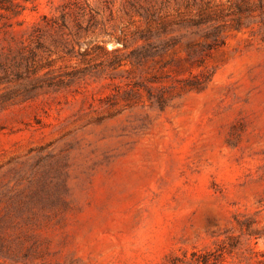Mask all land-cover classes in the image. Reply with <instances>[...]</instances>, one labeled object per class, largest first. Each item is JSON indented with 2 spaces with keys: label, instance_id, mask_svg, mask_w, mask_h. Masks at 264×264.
Returning a JSON list of instances; mask_svg holds the SVG:
<instances>
[{
  "label": "rangeland",
  "instance_id": "rangeland-1",
  "mask_svg": "<svg viewBox=\"0 0 264 264\" xmlns=\"http://www.w3.org/2000/svg\"><path fill=\"white\" fill-rule=\"evenodd\" d=\"M85 1L0 0V264H264V0Z\"/></svg>",
  "mask_w": 264,
  "mask_h": 264
},
{
  "label": "trees",
  "instance_id": "trees-1",
  "mask_svg": "<svg viewBox=\"0 0 264 264\" xmlns=\"http://www.w3.org/2000/svg\"><path fill=\"white\" fill-rule=\"evenodd\" d=\"M26 1H31V0H26ZM85 1V0H84ZM70 2L72 3V5L73 6H77L78 4H79V2H80V0H70ZM85 3H86V1H85ZM86 5H87V7H88V4L86 3ZM90 11V14H91V9L89 10ZM61 18H63V16L61 17ZM43 20L45 21V22H48V19H46V17H43ZM197 264H199V263H197ZM203 264H205V262H203Z\"/></svg>",
  "mask_w": 264,
  "mask_h": 264
}]
</instances>
